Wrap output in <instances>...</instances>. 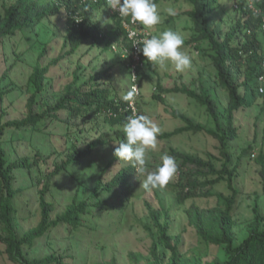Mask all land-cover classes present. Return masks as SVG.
Returning <instances> with one entry per match:
<instances>
[{"label": "trees", "instance_id": "1", "mask_svg": "<svg viewBox=\"0 0 264 264\" xmlns=\"http://www.w3.org/2000/svg\"><path fill=\"white\" fill-rule=\"evenodd\" d=\"M154 2L157 5L182 3L187 6V9L170 15L166 22L185 17L192 19L193 28H185L192 31L185 41L186 45L194 46L199 58L214 69L215 83L227 93L229 102L222 110L219 98L214 97L213 89L208 87L202 76L191 81L190 85L171 89L163 88L160 82L157 84V92L153 94L157 103L166 104L165 94L186 95L204 108L215 124V130H210L204 124L195 123L186 114L173 110L172 117L180 120L183 125L173 132L161 134L160 137L171 140L185 133L205 134L218 141L217 148L221 158L213 156L210 160H202L195 155L171 149L170 153L177 163L174 175L177 181L169 182L162 188L174 193L181 205L197 199H217L214 208L201 209L193 203L187 213L189 224L195 229L199 239L209 246L225 249L227 256L225 259L216 257L210 261L201 258L189 260L183 256L178 245L171 243L168 227L161 223V213L147 203L156 228L154 230L150 225L145 226L153 239L151 254L158 264H163L157 248L161 243L172 252L168 264H264V215L257 204L253 209L254 217L247 224L245 237L238 240L235 232V217L241 192L233 186V182L239 176L241 160L244 157L250 158L254 147L249 145L243 149L237 157L236 165L232 152L238 149L232 146V142L240 137L236 114L254 103L262 105L264 110V94L259 91V78L264 76V0ZM109 8L107 0H0V54L8 40L12 42L13 54L19 59V48L29 44L26 31L48 23L55 24L58 18L63 23L60 33L64 49H67L59 59H54L50 64L37 63L34 67L25 87L29 95L23 118L7 119L6 111L0 115V245L5 246L6 255L15 264H71L70 261L75 259L73 250L76 237L97 235L101 216L110 210L121 211L132 200L138 179L136 167L119 160L114 149L126 138L123 127L127 118L144 112H141L140 104L135 98L125 101L120 97V88L112 87V76L108 74L112 66L108 60L105 68L100 65L93 68L91 58L96 57L94 51L102 48L110 51L112 43L117 42L120 51H126L125 58L121 61L131 72L132 87L138 84L140 88L144 68L147 65L151 68L152 65L140 52L141 61L133 68L135 60L131 56L132 42L128 41L122 21L116 17L118 14L112 8L114 26L105 34L101 23L92 19L95 11ZM227 24L229 29L225 31L224 25ZM152 35L149 32V38ZM42 45L41 59L47 54L45 43ZM84 50L88 56L87 61L84 60L85 56H81L76 69L70 74L72 80L60 83L62 90L56 92L55 78L49 77L51 67L62 60H71L72 56L79 55ZM7 76L8 70L2 76L0 72V104L19 87L16 82L11 84V88L3 86ZM134 78L136 81H133ZM136 96L139 95L135 94ZM60 124L66 129L62 136L68 141L75 136V141H72L70 152L55 172L44 173L40 152L33 156L26 154L11 158L10 149L16 152V142L27 141L28 137L36 134L47 137L51 129ZM93 134L98 136L93 138ZM84 138L88 139L85 148L79 144ZM28 146L32 148V143ZM54 153L60 152L55 150ZM103 154L114 156L109 158L104 170L105 175H111V180L104 182L103 178H99L87 196L81 197L77 193L66 209L57 214L56 203L48 201L55 176L72 175L71 168H81L86 159ZM259 163L264 192V154ZM111 167L117 168V171L111 170ZM18 172H22L30 180L29 186L17 188ZM39 174L44 181L41 190L40 182L35 178ZM227 181L233 191L231 196L214 192L218 185ZM28 191L34 193V202L40 194V220L36 226L24 229L22 220L28 218L30 206L26 194ZM55 238L61 241L67 239V246H61L59 250H54L41 259L30 257L31 251L39 242H49ZM94 264H117V261L112 259Z\"/></svg>", "mask_w": 264, "mask_h": 264}, {"label": "rangeland", "instance_id": "2", "mask_svg": "<svg viewBox=\"0 0 264 264\" xmlns=\"http://www.w3.org/2000/svg\"><path fill=\"white\" fill-rule=\"evenodd\" d=\"M226 2L224 1V3ZM158 7L161 12V23L152 29L147 28L146 30L156 35L163 30L172 29L183 34L186 41L192 31L185 28H193L192 19L185 17L167 23L166 19L170 15L166 9L171 7L175 10V13H179L187 9V6L182 3H163L158 5ZM116 17L118 16L116 15ZM92 19L101 23V28L105 34L114 26L115 16L110 8L101 9L95 11ZM60 27L61 29L63 28V23L58 18L55 24L48 23L35 30H27L26 34L29 37V44L19 48L18 52L21 56L19 59L12 52V42L6 40L5 48L0 54V72L2 76L8 70L9 76L5 78L3 86L11 88V84L16 82L19 87L6 97L3 104H0V115L6 111L7 119H21L25 116L26 101L29 95L25 87L34 67L37 63L48 65L54 59H59L67 51L63 46ZM224 27L225 31L229 29L228 24L224 25ZM44 43L47 47V54L41 59L40 52L43 50L42 44ZM184 47L193 56L191 69L181 73L177 72L170 63L166 70L153 64H151V68L147 67L149 65H145L146 67L141 77V93L139 96H134L135 101L140 104L141 112H144V115H147L161 129L157 137V147L148 150L146 154L147 171L153 170L160 164L162 154L166 153L172 156L170 153L171 149L195 155L202 160H210L213 156L221 158L220 151L217 148L219 146L218 141L205 134L185 133L171 140L160 137L161 134L173 132L183 125L180 120L172 117L173 110L186 114L195 123L204 124L207 129L215 130V124L206 114L204 108L186 95L179 93L165 94L166 104L157 103L153 99V94L157 92L155 88L159 82L163 88L171 89L175 86L190 85L191 81L202 76L206 80L208 87L213 89L214 97L219 98L222 110L227 107L229 102L227 93L215 83V71L210 64L199 58L194 46L186 45L185 42ZM97 51L93 53L96 57L91 58L93 61L92 67L96 68L100 65L105 68L108 60L112 66L108 72L109 76H112V87L114 89L120 88V97L123 98L133 85L131 72L127 70V66L121 61L125 58L123 51H120V46L117 42L112 43L110 51H104V48ZM84 54L85 50L79 55L72 56L71 60H62L51 67L49 77L55 78L56 92L62 90V84L60 83H67L72 80L70 74L76 69L79 58L85 56L84 60L87 61L86 58L88 56ZM236 126L239 129L240 137L232 142V146L238 147L237 150L232 151L234 152V165H236L237 157L242 153L243 149L249 145L254 147L252 156L250 158L244 157L241 160L239 176L233 182V186L241 192L235 217L237 223L235 227L236 236L238 240H241L246 235L247 224L254 217L253 209L256 204L260 207L261 214L264 215V192L260 176L261 165L259 163V159L264 154V110L262 105L254 103L250 108L237 113ZM65 133V127L60 124L53 127L47 137L36 134L33 137H28L27 141L16 142V152L12 148L10 149L11 158H15L16 155L23 156L26 154L33 156L36 152H40L44 173L51 174L65 160L70 152L69 147L72 141H75V136L68 141L67 138L62 136ZM96 136L98 135L93 134V138H96ZM86 138L79 142L83 148L88 143ZM30 142L32 143V148L28 146ZM55 150L60 153L55 154ZM113 157V155L109 156L107 154L95 155L92 159H86L85 164L81 168L76 166L71 168L72 175L55 176L52 183L54 186L52 187V193L48 195V201L56 203L58 206L57 214L62 213L66 209L67 205L71 203L73 196L77 193L81 197L87 196L95 187L99 178H103L104 182L111 180V175L107 173L105 175L104 170L109 158ZM123 163L131 164L125 161ZM220 164L221 161L218 162V169H220ZM111 170L116 172L117 168L111 167ZM16 178L17 188L29 186L30 180H27L22 172H18ZM35 178L40 182L41 190L44 187L43 176L39 174ZM143 179V176L138 175L132 200L126 207L119 212L110 210L101 216L98 221L97 231L100 235L97 233V235L90 236L85 233L86 235H83V237H76L73 250L75 259L70 261L71 264H94L111 261L112 259H116L117 264H158L159 262L151 254L153 239L145 229L146 225H150L156 230L150 217L147 203L161 213V223L167 225L171 243L178 245L183 256L189 260L201 258L205 261H210L216 257L226 258L225 249L209 246L199 239L195 229L189 224L187 213L193 203L201 209L214 208L217 205L216 198L209 200L197 199L190 201L186 205H181L178 203L176 195L164 188L157 187L145 190L141 187ZM176 181L177 177L174 176L170 183ZM214 192L226 196H231L233 193L228 181L218 185ZM26 194L30 201V206L28 208V218L22 220V226L24 229H29L36 226L40 220L38 202L40 194L37 195L35 202L32 191H28ZM95 222L97 223L96 220ZM67 244V239L61 241L59 238L49 242H39L37 247L31 251L30 257L41 259L51 254L52 251L59 250L61 246L65 248ZM157 248L163 258V264H168L172 252L161 243H159ZM0 264H15L6 255L4 245H0Z\"/></svg>", "mask_w": 264, "mask_h": 264}, {"label": "clouds", "instance_id": "3", "mask_svg": "<svg viewBox=\"0 0 264 264\" xmlns=\"http://www.w3.org/2000/svg\"><path fill=\"white\" fill-rule=\"evenodd\" d=\"M107 2L108 7L118 11L121 17L130 18L146 29L161 23V12L154 0H107ZM166 11L169 15L176 14L171 7ZM141 44L140 51L146 61L161 69L166 70L170 63L177 72L182 73L193 66V56L184 47L185 36L175 30H163L144 39ZM123 53L126 54V51L123 50ZM134 96L135 88L133 87L123 96V99L132 101ZM123 131L126 138L117 144L118 147L114 149L115 156L136 167L137 174L144 177L140 181L141 187L145 190L166 186L177 172L174 157L166 153L162 154L160 164L151 171L146 170V154L148 150L157 147V137L161 129L147 115L133 114L127 118Z\"/></svg>", "mask_w": 264, "mask_h": 264}, {"label": "built area", "instance_id": "4", "mask_svg": "<svg viewBox=\"0 0 264 264\" xmlns=\"http://www.w3.org/2000/svg\"><path fill=\"white\" fill-rule=\"evenodd\" d=\"M114 12H116L119 16V18L122 20V25L124 30L127 33V38L129 41L132 42V51H131V56L134 58L135 63L133 68L135 69L136 65H138L141 61V57H140V49H141V42L146 39L149 38V33L146 30V28L144 29L143 25L132 21L130 18H124L121 17L118 13V11L113 10ZM264 65V63H263ZM260 80V88L259 91L261 94H264V76H261L259 78ZM133 81H136V79L134 78ZM135 88V94L139 95L140 94V86L138 84H134L133 86ZM132 87V88H133Z\"/></svg>", "mask_w": 264, "mask_h": 264}]
</instances>
